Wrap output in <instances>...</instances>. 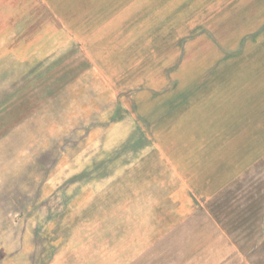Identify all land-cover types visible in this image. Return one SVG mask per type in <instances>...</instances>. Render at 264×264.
Masks as SVG:
<instances>
[{
  "label": "rangeland",
  "instance_id": "obj_1",
  "mask_svg": "<svg viewBox=\"0 0 264 264\" xmlns=\"http://www.w3.org/2000/svg\"><path fill=\"white\" fill-rule=\"evenodd\" d=\"M263 100L264 0H0V264H264Z\"/></svg>",
  "mask_w": 264,
  "mask_h": 264
},
{
  "label": "trees",
  "instance_id": "obj_2",
  "mask_svg": "<svg viewBox=\"0 0 264 264\" xmlns=\"http://www.w3.org/2000/svg\"><path fill=\"white\" fill-rule=\"evenodd\" d=\"M264 101V100H263ZM259 116L261 118V121L264 123V109H261ZM113 117V116H112Z\"/></svg>",
  "mask_w": 264,
  "mask_h": 264
}]
</instances>
